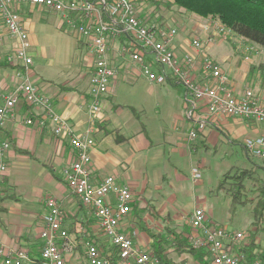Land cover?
Wrapping results in <instances>:
<instances>
[{
  "label": "crops",
  "instance_id": "1",
  "mask_svg": "<svg viewBox=\"0 0 264 264\" xmlns=\"http://www.w3.org/2000/svg\"><path fill=\"white\" fill-rule=\"evenodd\" d=\"M24 5L16 4L13 8L17 11V7ZM146 5L144 3L140 7L139 16L143 21L141 14ZM144 12L149 13V17L153 13L149 9ZM18 13L24 19L25 13ZM57 18L58 28H62L60 16ZM198 32L202 37L209 35L202 29H197ZM29 38L32 42L31 33ZM14 48L15 41L0 17V104L2 97L13 93L21 84L30 82L37 85L40 93L52 101L56 113L67 120L76 134L90 133L94 139L95 147L91 152L92 181L100 183L112 176L118 184L131 190L134 198L132 211L122 220L121 229L133 238L136 247L155 257L154 236L160 234L167 236V253L175 264H204L189 249L176 242V237L181 236L187 238L191 246L194 231L190 219L194 211L205 203L199 202L197 195L204 192L202 176L210 164L206 160L197 164L193 162V157L202 147L206 151H213L214 155L224 149L227 156L241 149L249 162L246 170H264V160L252 157L245 145L249 139L264 136V124L252 119L210 115L200 103L191 114V98H186L184 88L168 82L172 89L165 86L159 89L158 84L154 85L145 79L139 67H130L128 63H124L119 75L112 81L109 93L102 98L99 115L92 119L88 111L92 100L89 95V76L80 72L76 82L68 86L44 79L36 71L34 61L29 70L17 60L10 61L14 56ZM176 48L180 57L187 53L196 54L185 36L181 41L176 39ZM201 58H198L194 71L199 80L205 76ZM261 68L264 70L263 64ZM176 88L182 90L180 95L175 93ZM231 88L237 95L251 90L233 81ZM161 90L163 92L158 101L157 95ZM251 91L264 106V82ZM190 114L192 117L202 116L206 124V129L198 132L195 140L190 139V132L195 126ZM42 116V109L21 102L14 116L6 123L4 136L11 142L12 148L7 157L8 172L0 183V242L13 250L27 249L32 257H38L43 246L40 235L47 213V201L53 198L69 215L65 225L77 244L68 256L67 263L86 264L83 242L90 238L102 243L107 240L93 211L79 202L64 180L63 172L75 161L69 141L57 137L51 126L41 129L37 125L25 123L28 118L37 121ZM188 159L189 167L183 164ZM251 159H257L258 164H262L253 168ZM195 173L200 174V177L197 178ZM216 191L219 192L217 188ZM188 196L194 199L190 205L185 204ZM111 203L116 204L114 195L111 196ZM201 209L205 211L208 221L216 224L212 214L205 208ZM14 225L17 229H14ZM169 237L173 239L169 240ZM240 245L242 248L238 246L240 249H237L243 252L247 242L243 240ZM110 249L113 250L111 246ZM101 251L105 256L104 251ZM208 259L209 264H212L211 259Z\"/></svg>",
  "mask_w": 264,
  "mask_h": 264
},
{
  "label": "built area",
  "instance_id": "2",
  "mask_svg": "<svg viewBox=\"0 0 264 264\" xmlns=\"http://www.w3.org/2000/svg\"><path fill=\"white\" fill-rule=\"evenodd\" d=\"M150 1L161 0H0V17L15 41V52L10 61H19L27 70L33 65L29 33L21 15L13 6H37L59 15L62 28L74 33L79 44L86 48L89 58V95L92 99L88 111L92 119L99 115L102 98L109 93L111 83L119 75L124 63H128L131 67H139L152 83L163 85L170 79L176 81L185 89L186 98H191V114L200 103L210 115L252 119L264 124V106L260 100L250 90L242 95L234 93L222 68L205 57L200 38H194L191 46L197 54L204 56L205 76L201 80L194 74L195 56L187 53L180 57L177 53L178 32L172 28L149 27L140 19V7ZM219 31L228 34L231 30L223 27ZM118 59L122 63L118 64ZM21 102L43 110L41 119L35 121L28 118L25 121L27 125H37L41 129L51 126L57 137L69 141L75 153V161L63 172L64 180L79 202L93 211L106 240L117 250L121 264H160L159 259L151 253L136 247L133 238L121 229L122 220L132 211L134 198L131 190L118 184L112 176L104 178L100 183L92 181L91 152L95 147L94 139L90 133L76 134L67 120L56 113L52 101L40 93L37 85L30 82L21 84L13 93L2 97L0 183L8 172L7 157L12 148L11 142L4 136V129ZM190 117L195 122L190 139L195 140L198 132L205 130L206 124L202 116ZM245 145L252 157L264 160V136L249 139ZM195 176L199 178L200 174L195 173ZM112 195L116 197L115 205L111 203ZM66 218L59 203L53 198L48 199L40 235L43 240L40 255L32 257L27 249L13 250L0 242V262L68 264V256L77 244L65 225ZM190 223L194 231L191 246L206 249L212 264L245 263V254L237 249L244 239L243 233L209 222L203 209L194 211ZM83 248L86 264H111V260L103 256L101 249L93 242L84 241Z\"/></svg>",
  "mask_w": 264,
  "mask_h": 264
},
{
  "label": "rangeland",
  "instance_id": "3",
  "mask_svg": "<svg viewBox=\"0 0 264 264\" xmlns=\"http://www.w3.org/2000/svg\"><path fill=\"white\" fill-rule=\"evenodd\" d=\"M161 1L159 4L146 3L144 11L148 9L153 11L151 17H149V13L145 14L144 11L141 14L147 26L159 28L168 26V28L175 29L178 32L177 41H181L185 36L190 46L194 38H200L204 46L205 57L216 62L222 68L230 80V85L231 81H233L236 85L244 86L245 89L249 88L252 90L260 87L264 82V70L261 68V65H264L263 47L247 42L232 31H229L228 34L220 32L219 28L227 27L214 17L203 18L184 10H179L176 7L168 8L165 5L167 0ZM17 11L25 13V20L22 19L26 28L28 26L27 29L31 33L32 39V42H30V56L32 53L34 67L44 79L54 80L56 83L68 86L71 82H76L80 72L85 76H89V69L86 67L89 60L86 48L78 44L77 36L74 33L65 28H58V15L55 16L56 14H52L48 10L37 6L24 5L23 7H17ZM168 28L166 27V29ZM192 29L194 30L192 31ZM197 29L207 31L210 37H208L209 35L202 37L200 32H198L199 34L197 33ZM241 41H245L247 44H243ZM192 55L195 56L196 63L198 58H201L197 53ZM201 60L204 63V56ZM117 61L120 60L118 59ZM195 77L198 79V76L195 75ZM145 79L152 83L146 76ZM161 86H165L164 88L168 89L173 88L168 83L158 85V88L160 89ZM176 89H174L175 93L180 95L182 90L180 88ZM162 92L163 90L159 91L157 95L158 101H160V96L162 95L160 93ZM204 160L209 162L210 168L205 170L202 176V186L204 187L202 190L204 192L197 195L199 202H205L201 205V208H205L210 215L212 214V220L216 224L237 233H243V240L246 243L248 241L247 237L257 229L253 227V222H255L253 214L254 204L236 205V213L233 215L231 213L230 196L224 191H216L219 180L226 172L232 169L246 170V164H249V162L245 154L242 153L241 149H238L235 150L234 154L229 153L227 156L224 149H222L218 151L217 155H214L213 151H206L202 147L194 155L193 162L198 164L204 162ZM253 160L251 159L250 161L253 168L262 164H258L259 160L257 159ZM182 161L184 162L185 160ZM183 164H187L189 167V159ZM258 170L260 171L254 172V177L246 182V195L253 201L257 199L260 192L259 189L264 187V170H261V168ZM192 202H194L192 196L186 197V205H190ZM13 227L17 229L15 225ZM260 227L261 230H257L256 242L258 245L264 246V223ZM165 237L167 239V236ZM172 239V237H169V240ZM239 247L242 248L241 245Z\"/></svg>",
  "mask_w": 264,
  "mask_h": 264
},
{
  "label": "trees",
  "instance_id": "4",
  "mask_svg": "<svg viewBox=\"0 0 264 264\" xmlns=\"http://www.w3.org/2000/svg\"><path fill=\"white\" fill-rule=\"evenodd\" d=\"M161 2L150 1L149 3L159 4ZM165 5L168 8L176 7L179 10H184L203 18L214 17L242 39L264 48V0H167ZM169 82L174 86H179L173 79H170ZM254 174L253 170L239 171L232 169L223 176L217 190L219 192L224 191L230 196L231 213L233 215L236 213V205L254 204L253 214L255 222H253V227L257 229L247 237V245L242 250L246 258L245 264H255L257 262L264 264V246H260L256 242L257 230H261L260 226L264 223V187L259 189V195L254 201L246 195V182L251 180ZM66 217L67 220L69 215L66 214ZM154 237L153 252L155 257L159 259L160 264H175L169 259L165 237L160 234ZM92 239L90 238L89 241L104 251L105 257L111 260V264H121L117 256V250L110 249L106 240V242L102 243ZM176 242L179 246L189 249L204 264H209L208 251L206 249L193 248L190 246L188 239L181 236L176 237Z\"/></svg>",
  "mask_w": 264,
  "mask_h": 264
}]
</instances>
